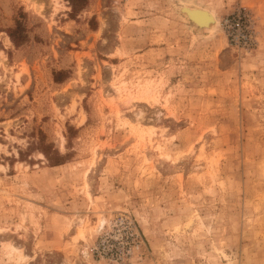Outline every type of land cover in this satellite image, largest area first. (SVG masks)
Instances as JSON below:
<instances>
[{"label": "rangeland", "instance_id": "1", "mask_svg": "<svg viewBox=\"0 0 264 264\" xmlns=\"http://www.w3.org/2000/svg\"><path fill=\"white\" fill-rule=\"evenodd\" d=\"M0 264H264V0H0Z\"/></svg>", "mask_w": 264, "mask_h": 264}, {"label": "bare ground", "instance_id": "2", "mask_svg": "<svg viewBox=\"0 0 264 264\" xmlns=\"http://www.w3.org/2000/svg\"><path fill=\"white\" fill-rule=\"evenodd\" d=\"M186 13L189 15V17H191L193 19V21L199 26V27H205L208 29L213 30L216 26L217 23L214 19L213 16H211L209 13H207L204 9H200V8H186ZM187 17V16H186ZM210 27V28H208ZM117 91V95L122 96L121 93L122 91H120V89L116 88ZM82 219H78V223L81 224ZM104 224V221L102 218L98 219L97 225L95 227L96 230L100 229Z\"/></svg>", "mask_w": 264, "mask_h": 264}, {"label": "water", "instance_id": "3", "mask_svg": "<svg viewBox=\"0 0 264 264\" xmlns=\"http://www.w3.org/2000/svg\"><path fill=\"white\" fill-rule=\"evenodd\" d=\"M186 8H187V7H183V8H182V12H183V13H184V14H185V15H186V16H187L192 22H194L193 19H192L191 17H189V15L186 13ZM194 23H195V22H194ZM195 24H196V23H195ZM196 25H197V24H196Z\"/></svg>", "mask_w": 264, "mask_h": 264}]
</instances>
